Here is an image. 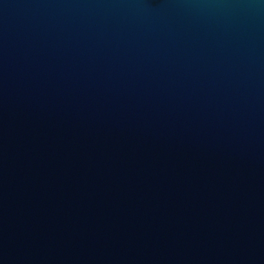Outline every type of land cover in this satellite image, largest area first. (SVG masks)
Masks as SVG:
<instances>
[{
  "label": "water",
  "instance_id": "water-1",
  "mask_svg": "<svg viewBox=\"0 0 264 264\" xmlns=\"http://www.w3.org/2000/svg\"><path fill=\"white\" fill-rule=\"evenodd\" d=\"M0 264H264V0H0Z\"/></svg>",
  "mask_w": 264,
  "mask_h": 264
}]
</instances>
